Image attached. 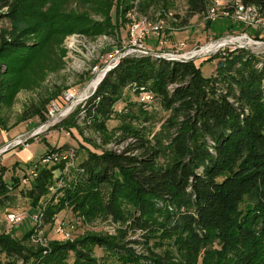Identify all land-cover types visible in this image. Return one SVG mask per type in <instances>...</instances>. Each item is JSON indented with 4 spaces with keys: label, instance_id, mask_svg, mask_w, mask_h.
Returning a JSON list of instances; mask_svg holds the SVG:
<instances>
[{
    "label": "trees",
    "instance_id": "16d2710c",
    "mask_svg": "<svg viewBox=\"0 0 264 264\" xmlns=\"http://www.w3.org/2000/svg\"><path fill=\"white\" fill-rule=\"evenodd\" d=\"M238 2L252 4L259 12L264 7V0ZM185 4L183 22L208 7L207 0ZM61 20L71 22L69 28L78 23ZM97 23L104 32L113 28L112 23ZM26 33L18 29L8 37L0 35V105L8 95L4 74L27 61L37 45ZM219 53L209 56L219 57L209 75L200 71L203 61L145 54L126 55L105 72L64 124L74 127L79 122L101 130L116 111L123 89L144 86L168 110L162 121L167 143L160 140L159 131L149 136L143 123L126 125L130 135L123 147L88 149L82 160L74 162V147L64 142L53 148L51 157L46 150L50 159L46 164L40 163L41 157L34 162L35 174L19 192L33 207L37 205L36 226L53 222L68 205L86 216L102 212L115 221L123 219L125 228L116 239L92 233L73 242L52 243L43 254L40 247L33 249L23 242L28 230L21 238L0 232L4 264H99L92 253L94 245L124 258L126 264H197L199 248L215 239L212 260L204 264H264V58L239 46ZM128 112L121 114L128 117ZM142 112L143 120L149 121L151 114ZM164 149L170 159L161 165L157 158ZM67 165L74 166L72 179L63 183L61 193L48 196L54 172ZM9 194V188L0 189V206L8 205ZM243 198H248L249 207L240 211ZM159 200L175 208H161ZM129 231L142 232L139 240L147 246V255L128 246L124 236ZM163 237L173 238L180 260L147 245ZM68 252L73 254L71 263Z\"/></svg>",
    "mask_w": 264,
    "mask_h": 264
},
{
    "label": "rangeland",
    "instance_id": "374dc122",
    "mask_svg": "<svg viewBox=\"0 0 264 264\" xmlns=\"http://www.w3.org/2000/svg\"><path fill=\"white\" fill-rule=\"evenodd\" d=\"M3 1L5 0H0V35L8 37L13 31L25 29L26 36L35 40L37 45L31 49L27 61L17 64L12 72L3 76V85L8 86V95L0 105V189L9 188L12 198L7 206H0V232L21 238L28 230L30 233L23 238V242L33 249L40 247L41 254L49 249L52 243L73 242L92 233L107 234L116 239L127 222L123 219L115 221L102 212L86 216L66 205L56 213L53 222L36 226L37 205L33 207L19 191L32 177L34 162L41 157L40 163H47L43 161V157L46 158V150L50 149L48 156L51 157L55 152L53 148L65 142L74 147V162L79 161L87 155L88 149L101 152L103 149L123 147L130 135L129 129L124 126H140L142 123L148 129L149 136L159 131L160 140L163 144L167 143L162 121L169 115L168 110L154 97L149 102L140 101V94L129 88L123 89L121 98L114 106L116 111L101 130H93L92 126L79 122L74 127L64 124L63 120L68 118L77 103L73 104L67 114H61L56 120H52L48 112L53 103L62 107L65 103L64 96L69 91L75 95L84 90L86 93L91 90V67L95 64H105L104 59L125 41L130 16L142 17L150 22L162 21V38L166 40L162 46L164 50L174 49L181 39H185L186 44L193 47L205 45L207 41L219 40L224 36L245 33L259 43L243 48L264 58V7L260 12H256L259 19L255 20L248 14L249 21L244 22L235 15L236 3L239 0H207L208 6L217 7L215 17L205 18L206 11L193 14L186 22H183L187 8L186 0H127L126 7L124 0H6L7 5L2 4ZM61 19L78 21L79 25H85L86 28H77L78 23L73 24L74 28H69L71 22ZM97 21L112 23V30H100ZM152 40H155L152 36L146 38L145 45L152 47ZM224 40L226 39L215 43ZM210 44L214 43H208ZM235 45L236 43L225 44L220 46L221 48L218 47L214 53L210 52L204 59H196L200 63L203 61L200 66L201 73L209 75L210 69L216 67L219 57L209 56ZM129 106L132 110H128ZM124 111H130L127 113L128 117L121 114ZM142 111L151 114L149 121L143 120ZM21 139L24 140L20 141ZM168 152V149H164L159 153V164L164 165L170 159ZM67 166L62 172H54V181L49 186L48 196L59 192L63 183L72 179L74 166ZM157 204L168 210L175 208V204H164L160 200ZM248 204V198H243L238 205L240 211H245L249 207ZM9 210L20 215L17 222L8 221L4 216ZM59 221L64 223L69 236L55 231L54 226ZM141 234L139 231H129L124 238L138 255H147V246L139 240ZM153 242L152 239L147 245L154 247V251L165 252L174 259H181L178 246L172 237H163L155 245ZM215 246L216 239L200 247L196 263L210 262V252ZM92 253L97 256L99 264L127 262L110 250L96 245ZM66 259L71 263L73 254L68 252ZM6 260L0 251V264H4Z\"/></svg>",
    "mask_w": 264,
    "mask_h": 264
},
{
    "label": "built area",
    "instance_id": "2783aa9c",
    "mask_svg": "<svg viewBox=\"0 0 264 264\" xmlns=\"http://www.w3.org/2000/svg\"><path fill=\"white\" fill-rule=\"evenodd\" d=\"M236 12L235 15L238 16L242 21L248 22V14L252 15L255 20L259 19L256 15V12H258V9L256 6H253L252 4L247 3L242 4L240 2L236 3ZM207 11V12H206ZM205 13V18L211 17L212 19L215 17L214 15L216 14L217 7L216 6H208L206 9ZM130 21L128 22V28L126 30L127 33V38L125 41L120 44L118 47H116L112 53L104 59L105 64L101 65H93L91 67V74L93 75L92 79H90V85H91V90L86 93L85 90L83 92L74 93L70 92L64 96V105L62 107L58 106L57 103H53L52 106H50L49 109V115L52 120H56L61 116V114H67L70 109L73 107V104L75 107L79 104H81L84 100L87 99V96L94 91L95 86L100 82V79L103 77V74L105 72L109 71L117 62L120 58L126 56V55H131V56H140L141 54L145 55H155L158 56L159 58H164V59H173V60H196V59H204L205 56L210 54V52L217 51V50H211L208 52L207 51H202L203 47L208 46V43L212 42L215 43L217 41H221V39H229V42L226 44H235V46L239 47H246L249 46L250 44L253 45H258L259 42H255L247 36L245 33L241 34H235V36H224L221 37L219 40L215 41H207L205 45H197L193 47H189L186 44L185 39H181L179 42H177L176 47L174 49L170 48L167 50H164L162 46H164V43L166 40L162 38V29L164 27V24L162 21L154 20L152 22L147 21L143 19L142 17L134 18V15L130 16ZM149 36H152L155 38V40H152L153 45L151 46H146V38ZM150 39V38H149ZM225 45V44H224ZM235 46H232L231 48H234ZM132 88V87H131ZM133 92H138L140 94L139 100H144L149 102L153 98V94L147 90L144 86H141L139 89L132 88ZM264 96V94H263ZM46 124V123H44ZM43 124V125H44ZM24 139H21L22 141ZM26 146V144H25ZM43 161H48V157L43 158ZM31 174L34 175L33 170L31 171ZM4 216H6L8 221H13L17 222L20 219V215L17 213L13 212L12 210H9L8 212H5ZM64 223L59 221L55 224V231L61 235L69 236V231L65 229L63 226Z\"/></svg>",
    "mask_w": 264,
    "mask_h": 264
},
{
    "label": "bare ground",
    "instance_id": "6f19581e",
    "mask_svg": "<svg viewBox=\"0 0 264 264\" xmlns=\"http://www.w3.org/2000/svg\"><path fill=\"white\" fill-rule=\"evenodd\" d=\"M224 41H225V43H224ZM224 41H222V42H219V43H214V44H210V45H208V46H206V47H203V49H202V51H207L208 52V50L209 51H211V50H216L218 47H220L221 45H224V44H226L227 43V40H224Z\"/></svg>",
    "mask_w": 264,
    "mask_h": 264
}]
</instances>
